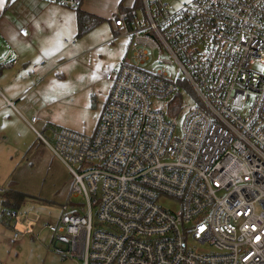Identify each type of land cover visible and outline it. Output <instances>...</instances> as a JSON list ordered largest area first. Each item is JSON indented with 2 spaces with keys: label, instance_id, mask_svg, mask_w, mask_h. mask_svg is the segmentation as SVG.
<instances>
[{
  "label": "built area",
  "instance_id": "built-area-1",
  "mask_svg": "<svg viewBox=\"0 0 264 264\" xmlns=\"http://www.w3.org/2000/svg\"><path fill=\"white\" fill-rule=\"evenodd\" d=\"M138 1L142 18L134 8L113 19L130 60L104 75L111 86L91 135L60 128L50 144L37 133L79 197L47 224L51 247L83 264H264V0ZM152 53L153 71L143 67ZM166 66L193 98L178 134L153 103L180 91Z\"/></svg>",
  "mask_w": 264,
  "mask_h": 264
},
{
  "label": "rangeland",
  "instance_id": "rangeland-1",
  "mask_svg": "<svg viewBox=\"0 0 264 264\" xmlns=\"http://www.w3.org/2000/svg\"><path fill=\"white\" fill-rule=\"evenodd\" d=\"M15 1L9 0V5L5 9V17L9 21L10 28L12 25H15V28L25 25L26 16ZM97 1L101 6L106 7L107 12L110 11L108 18L111 20L113 16L122 12L121 8L117 7L119 0ZM120 1L125 8H130L134 2V0ZM164 1H169L175 6L183 0ZM3 5L4 0H0V11ZM135 9L137 17L142 18L141 10ZM63 11L55 16L48 28L49 31L38 30L36 33L35 42L42 54L40 57L36 55L35 61L32 59L26 68L29 76L33 75V69L37 85L25 96L24 105L33 108L31 113H34L38 121L31 122V115L24 114V117H28L36 131L50 144L54 143L55 132L60 127L91 135L97 124L103 98H99L98 94L91 97L89 88L93 87L94 82L89 83V80L99 78L94 85L96 93L104 90L110 83L103 80L101 75L113 71L124 58L130 60L129 38L120 35L122 31L114 32L111 28V20H104L78 37L73 10L66 7ZM90 49L93 50L88 52ZM81 51L87 54L77 57L76 55ZM74 56L77 58H72L71 61L69 58ZM154 59L152 53L150 61L143 67L153 71L157 67L154 65ZM41 63L43 64L41 69H36ZM32 65L35 67L32 68ZM166 70L179 82V95L153 103L163 108L167 117L175 124L178 134L183 114L192 106L193 98L181 74L174 75L176 67L166 66ZM259 71L264 72L263 69ZM71 89L77 92L76 97L63 98ZM50 98L58 99V103L53 107H43V102ZM20 111L23 113L22 110ZM16 116L18 115L10 109L0 111V192L14 189L27 196L14 210L15 218L0 214V261L3 264H83L79 258L64 257L56 253L51 247V233L47 229V224L56 221L63 213L61 206L64 203L69 199L74 202L79 201V197L71 196L73 175L53 155L33 127L29 124L24 125L23 119L20 121ZM46 120L51 123L45 124ZM44 125L47 126L45 130H43ZM159 203L172 210L177 208L175 201L166 198L160 199ZM96 209V206L92 207L93 215ZM7 222L11 225L10 228L6 227ZM17 232L23 234H19L17 240L12 241V236ZM187 241L189 245L201 248V245L191 238L188 237ZM201 249V251L211 250L209 246H202Z\"/></svg>",
  "mask_w": 264,
  "mask_h": 264
},
{
  "label": "crops",
  "instance_id": "crops-1",
  "mask_svg": "<svg viewBox=\"0 0 264 264\" xmlns=\"http://www.w3.org/2000/svg\"><path fill=\"white\" fill-rule=\"evenodd\" d=\"M8 2L9 0H4V5L2 7V10L0 11V111L10 109L14 113H16V115H18L16 117H18L20 121L21 119H23L24 125L29 124L30 126H32V124L29 122L28 117H24V114L27 116L31 115L30 120L35 115L34 113H31L33 109L32 107L27 108V106L24 105V98L28 92L34 89L37 83L35 82L36 78H34L33 76L34 75L33 69H32V74H33L32 76H29L27 74L29 73L26 70V68H28L27 64L28 63L30 64L32 62V59L35 61L34 57L36 55L40 57L42 54L40 47H38V45H36L35 42V39H37L36 33L38 32V30L49 31L48 28L53 23L55 16L58 15V13L60 12H64L63 9L66 7H63L55 3L42 2L40 0H16L15 4H18L21 7V9L24 12V16H26V19L24 21L25 25L19 26L17 28H15V25H12V28H10L9 21L5 17V9L6 6L9 5ZM119 3L120 0L118 1L117 7L119 6ZM132 5L130 6V8L132 7ZM79 9L89 14H92L96 17L101 18L102 20L100 23H102L104 20H111V18L110 19L108 18V14H109L108 12L110 11L108 10L107 12L106 7L101 6L97 0H82ZM71 10H73V17L75 22L76 9H71ZM114 18L115 16H113L111 20L112 21L111 28L114 32L119 33V31L121 32L122 29L118 26H114L113 24ZM22 27H25L27 29L26 36H21L18 32V29ZM120 35H124V34L121 32ZM128 44H129V39H128ZM91 50L93 49L88 50V52ZM28 52H30V54H28ZM86 54L87 52L81 51L78 52L76 56L80 57ZM76 56L71 57L69 59L72 61L73 59L77 58ZM12 59H16V63L8 67L2 65L3 63L9 62ZM86 64H90V63H86ZM42 66L43 64L41 63L39 66L36 67V69L40 70ZM34 67L35 65H32V68ZM101 76L103 80H106L104 78V75ZM96 80L99 81V78L89 80V83L94 82V84L92 83L93 87L89 88V90L91 91L90 92L91 97H95L98 94L99 98H103L101 105L102 106L101 110H102L111 83L110 81L106 80L110 83L109 87H105L104 90H100L96 93V89L94 88ZM67 94L63 98L70 97L72 99L76 97L77 92L71 89ZM57 103H58V99L50 98L43 102V107L46 108L53 107ZM20 110H22L23 113ZM37 111L38 110H36V112ZM37 121L38 119L36 117L35 121L33 122L35 123ZM48 123L51 122L49 120H46L45 124ZM43 128H44L43 130H45L47 129V126L44 125ZM60 128H67V127H60ZM33 130L36 132V134L38 133L34 127ZM8 223L9 222H7V224ZM6 227L10 228L11 225L8 224L6 225ZM12 229L14 230L13 226ZM17 233L23 234V232H17Z\"/></svg>",
  "mask_w": 264,
  "mask_h": 264
},
{
  "label": "trees",
  "instance_id": "trees-1",
  "mask_svg": "<svg viewBox=\"0 0 264 264\" xmlns=\"http://www.w3.org/2000/svg\"><path fill=\"white\" fill-rule=\"evenodd\" d=\"M119 7L121 8L122 11H126L130 13L134 8L139 7V1L134 0V3L131 8L123 7L120 1ZM101 20H102L101 18L96 17L87 12H84L80 10L78 7L75 12V22H76V31H77L76 36L79 37L85 34L93 27L98 25L101 22ZM179 92H177V95H179ZM0 196H1V206L3 208L15 210L22 203V201L27 195L18 192L17 190L14 189H7V190H3Z\"/></svg>",
  "mask_w": 264,
  "mask_h": 264
}]
</instances>
